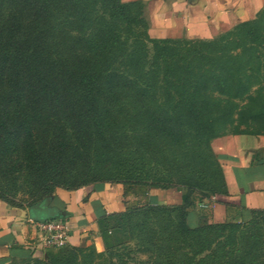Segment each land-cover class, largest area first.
Masks as SVG:
<instances>
[{
    "label": "trees",
    "instance_id": "1",
    "mask_svg": "<svg viewBox=\"0 0 264 264\" xmlns=\"http://www.w3.org/2000/svg\"><path fill=\"white\" fill-rule=\"evenodd\" d=\"M227 134L264 135V7L190 39L152 37L141 0H0V199L48 208L108 182L125 205L98 219L102 247L26 264H264V211L188 223L194 193L230 195L212 148ZM174 186L192 193L153 203Z\"/></svg>",
    "mask_w": 264,
    "mask_h": 264
},
{
    "label": "crops",
    "instance_id": "2",
    "mask_svg": "<svg viewBox=\"0 0 264 264\" xmlns=\"http://www.w3.org/2000/svg\"><path fill=\"white\" fill-rule=\"evenodd\" d=\"M141 1L146 4L149 34L155 38L211 39L256 18L264 7V0ZM212 145L223 162L230 192L212 201L215 221L233 219L236 211L241 220L251 219L253 210L264 208V135L227 134L215 138ZM122 193V184L108 182L74 190L57 188L50 206L62 212L55 220L71 228L68 245H87L92 240L89 232L98 231L100 216L124 210ZM154 196L151 193L152 200ZM156 196L157 202H163ZM41 221L45 220L32 217L29 209L26 212L0 199V264L47 257L50 249L43 243Z\"/></svg>",
    "mask_w": 264,
    "mask_h": 264
},
{
    "label": "rangeland",
    "instance_id": "3",
    "mask_svg": "<svg viewBox=\"0 0 264 264\" xmlns=\"http://www.w3.org/2000/svg\"><path fill=\"white\" fill-rule=\"evenodd\" d=\"M212 148H213V145H212ZM213 150H214V148H213ZM214 153L217 155L215 150H214ZM217 158L219 159V162L221 163L222 168L224 170L223 162L218 157V155H217ZM224 174H225V171H224ZM225 179H226V183H227V186H228V189H229V185H228L226 174H225ZM151 193H154V195H155L154 199L155 198L157 199L158 196H156V193H158L159 197H161V200H163V202L162 201L161 202H157L156 199L155 200L151 199L154 204L180 205V204L183 203L185 195H191L192 192H190V190H187V189H185L183 187L174 186V187H170V188L153 187L151 189V191H150V194ZM205 195L206 196L203 197V193H197V192L194 193V195H193L195 198H197V200L195 202V205L193 207L189 208L190 212L188 214V223L192 227H196L199 224L198 213H199L200 209H205V212H206V214H208L209 219L211 221L219 222V221H215V218L213 217V207H212L211 203L215 199V197L213 195H211L210 192H205ZM201 197H203V198H201ZM164 200H165V202H164ZM10 205L13 206V207H17V208L23 209L26 212H28V209L30 208V206H28V198L24 194H19L17 196L15 204H10ZM38 209L40 210L41 207H38ZM257 210L258 211H264V208L257 209ZM229 213H232V212L230 211ZM234 213H235V216H234L235 219L236 220H241V215H240L241 213L237 212V211L234 212ZM191 214H193V216L197 219V221H193L192 220V218L190 216ZM227 220H233V219L229 218ZM89 233H90V236H91V239H92L91 241H94L95 243H97V245L102 247L103 242H102V238L100 236L99 230L96 231V232L95 231H90ZM32 259L33 258H23V259H20L17 263L18 264H26L28 261H30ZM40 259H42V258H40Z\"/></svg>",
    "mask_w": 264,
    "mask_h": 264
},
{
    "label": "built area",
    "instance_id": "4",
    "mask_svg": "<svg viewBox=\"0 0 264 264\" xmlns=\"http://www.w3.org/2000/svg\"><path fill=\"white\" fill-rule=\"evenodd\" d=\"M44 231L43 243L48 249H59L69 244L70 226L59 220H45L39 223Z\"/></svg>",
    "mask_w": 264,
    "mask_h": 264
},
{
    "label": "water",
    "instance_id": "5",
    "mask_svg": "<svg viewBox=\"0 0 264 264\" xmlns=\"http://www.w3.org/2000/svg\"><path fill=\"white\" fill-rule=\"evenodd\" d=\"M29 211L31 212L32 217H34L37 220H46L49 217H60L62 215V212L55 208L49 206L48 208H42L39 210L37 205H34L29 208Z\"/></svg>",
    "mask_w": 264,
    "mask_h": 264
}]
</instances>
